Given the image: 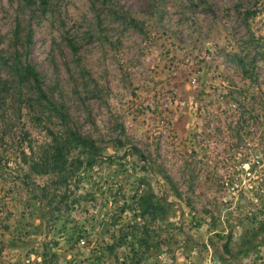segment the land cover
Here are the masks:
<instances>
[{
    "label": "rangeland",
    "instance_id": "374dc122",
    "mask_svg": "<svg viewBox=\"0 0 264 264\" xmlns=\"http://www.w3.org/2000/svg\"><path fill=\"white\" fill-rule=\"evenodd\" d=\"M263 105L264 0H0V264H264Z\"/></svg>",
    "mask_w": 264,
    "mask_h": 264
},
{
    "label": "trees",
    "instance_id": "16d2710c",
    "mask_svg": "<svg viewBox=\"0 0 264 264\" xmlns=\"http://www.w3.org/2000/svg\"><path fill=\"white\" fill-rule=\"evenodd\" d=\"M26 4L32 6L35 4L36 0H24ZM246 64H242V69L245 74H249L250 69L247 68ZM14 71L18 78V81L21 83L29 84L33 90L38 94L40 101H45L48 105L54 107V104L47 96L45 90L43 89V84L41 80V76L38 71L35 69L33 65L26 62L23 64L20 58H17V61L14 64ZM252 77V75H251ZM56 109V108H55ZM58 113L61 114L59 109H56ZM262 111L264 112V105ZM68 144L72 145L74 149L79 150V155L73 162V164H77V167L82 166L84 163L91 165V162L95 158L98 153L99 147L97 146L96 141L93 139L86 138L77 132H72L70 134V139L68 140ZM64 145L58 149L56 155L54 156L53 165L55 167H43L41 165L34 164L31 166V171L37 175H48L51 173L57 174H72V172L68 173V169H66L67 164L61 161V158L65 156L63 149ZM135 150V156H138L143 161H147L145 155L137 148ZM139 210L142 214L158 217L159 214L164 216L166 214L165 207L160 203H149V201L144 200V197L140 198V203L138 205ZM113 247L111 248V252L113 251Z\"/></svg>",
    "mask_w": 264,
    "mask_h": 264
}]
</instances>
